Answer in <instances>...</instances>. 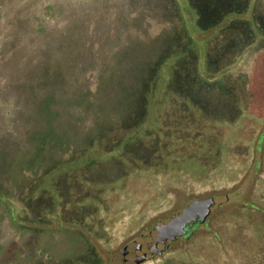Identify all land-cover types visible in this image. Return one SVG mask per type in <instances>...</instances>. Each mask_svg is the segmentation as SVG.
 I'll return each instance as SVG.
<instances>
[{
    "label": "rangeland",
    "instance_id": "374dc122",
    "mask_svg": "<svg viewBox=\"0 0 264 264\" xmlns=\"http://www.w3.org/2000/svg\"><path fill=\"white\" fill-rule=\"evenodd\" d=\"M211 197L140 264H264V0H0V264H122Z\"/></svg>",
    "mask_w": 264,
    "mask_h": 264
},
{
    "label": "water",
    "instance_id": "95a60500",
    "mask_svg": "<svg viewBox=\"0 0 264 264\" xmlns=\"http://www.w3.org/2000/svg\"><path fill=\"white\" fill-rule=\"evenodd\" d=\"M215 200L213 197L197 201L193 207L186 210L182 215L177 216L170 226L161 232L160 236L151 241L140 253L132 252L131 258L125 259L122 264H140L148 259L162 254L173 243L180 239H188L198 229L206 223Z\"/></svg>",
    "mask_w": 264,
    "mask_h": 264
},
{
    "label": "flooded vegetation",
    "instance_id": "af4514ba",
    "mask_svg": "<svg viewBox=\"0 0 264 264\" xmlns=\"http://www.w3.org/2000/svg\"><path fill=\"white\" fill-rule=\"evenodd\" d=\"M195 233V232H194Z\"/></svg>",
    "mask_w": 264,
    "mask_h": 264
}]
</instances>
